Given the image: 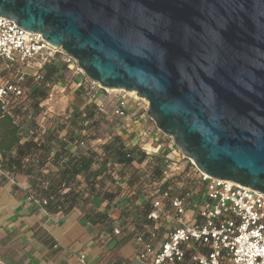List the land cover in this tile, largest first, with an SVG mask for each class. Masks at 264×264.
<instances>
[{
	"label": "water",
	"instance_id": "95a60500",
	"mask_svg": "<svg viewBox=\"0 0 264 264\" xmlns=\"http://www.w3.org/2000/svg\"><path fill=\"white\" fill-rule=\"evenodd\" d=\"M215 179L264 193V0H0Z\"/></svg>",
	"mask_w": 264,
	"mask_h": 264
},
{
	"label": "crops",
	"instance_id": "0c3cea01",
	"mask_svg": "<svg viewBox=\"0 0 264 264\" xmlns=\"http://www.w3.org/2000/svg\"><path fill=\"white\" fill-rule=\"evenodd\" d=\"M50 66L60 70V80L64 82L60 85L64 86L66 91L75 89L68 97L71 103L67 107L63 105L62 108L57 107L53 111L51 107L45 106L51 101L47 100L41 105L42 113L36 114L35 110L25 106L19 108L18 112L11 111L10 107L0 101V157L8 158L14 155L19 144L37 139L57 129L58 126L59 140L65 137L68 139L69 136L75 138L81 134L94 135L92 130L86 129L87 122H78L77 125L72 126V118L85 116V110L93 101L98 109H106L98 96L100 91H90V80L83 73L76 72L75 68L68 69L61 63ZM56 90L59 91V88ZM138 115L137 122L131 123L129 128H126L124 122L120 120L110 121L106 118L101 124L103 136L92 141L97 153L101 154L99 147L110 136L117 134L127 148L139 145L144 149L148 147L152 150L157 147L162 149V145L158 144L161 134L154 133L150 136L149 118L144 120L145 114L138 113ZM144 130L146 137L141 136ZM53 146L58 148L56 143ZM66 149L71 153L77 151L75 144H68ZM148 161L150 158L141 165L136 164V167L122 170L118 179L120 181L115 177L116 183L111 178L104 180V185H97L100 191L99 197H92L84 191L83 202L66 214L51 213L31 199L29 194L31 183L27 176L17 175L13 179H4L0 174L2 263L82 264L80 256L83 255L84 264H109L112 261L116 264H143L137 257L141 245L127 232L121 236H114L113 230L119 224H132L136 229H140L147 223L143 210V207L150 203L147 200V190L139 193L138 185H131L130 181L136 175H141L144 168H148ZM98 168V165H94V169ZM101 179L102 177H98V180ZM77 180L78 189L83 191L84 177L79 176ZM123 182L126 186H123ZM144 185L145 183L140 186L144 188ZM169 186V184L163 186L162 190L170 189ZM175 194L176 192L173 191V195ZM191 216L192 213L189 218ZM170 221V218L163 217L166 226Z\"/></svg>",
	"mask_w": 264,
	"mask_h": 264
},
{
	"label": "built area",
	"instance_id": "2783aa9c",
	"mask_svg": "<svg viewBox=\"0 0 264 264\" xmlns=\"http://www.w3.org/2000/svg\"><path fill=\"white\" fill-rule=\"evenodd\" d=\"M59 63L82 73L72 57L61 48L52 47L41 34L25 31L13 21L0 17L1 101L9 94L25 96L26 90L21 84L26 77L43 81L44 69ZM45 87L50 91L48 100L53 98L56 88L66 92L60 84L46 83ZM89 89L107 91L91 80ZM137 103L121 95L105 113L106 117L110 121L120 120L129 128L139 116ZM141 136L146 137V130ZM80 145L86 148L83 142ZM160 150L158 147L153 152L144 149L149 157L159 156ZM164 153L162 178L144 185L147 191L151 190L146 191L151 204L145 216L147 223L140 229L132 224H119L113 230L114 236H121L125 231L132 235L141 245L137 257L143 264H264V193L212 178L189 159L188 166H178L181 156L175 144L168 146ZM151 174L152 169L142 171L145 178ZM167 184L170 189L163 191ZM33 200L42 207L48 205L45 199ZM189 212L192 216L186 219ZM164 216L171 219L169 228L163 223ZM80 262L85 263V256H80ZM0 264H3L1 260Z\"/></svg>",
	"mask_w": 264,
	"mask_h": 264
},
{
	"label": "trees",
	"instance_id": "16d2710c",
	"mask_svg": "<svg viewBox=\"0 0 264 264\" xmlns=\"http://www.w3.org/2000/svg\"><path fill=\"white\" fill-rule=\"evenodd\" d=\"M59 73L58 68L48 66L43 71V81H37L30 76L25 78L21 84L26 90L25 96L19 98L9 94L3 101H0L10 107L11 111L18 112L19 108L25 106L35 110L36 114H41L43 111L41 105L49 97V90L45 87L46 83L55 85L64 83L61 82ZM107 112L106 109H98L93 101L85 110V116L72 118V126L77 125L78 122H87L86 129L92 130L94 135L81 134L75 138L69 136L68 139L65 137L59 140L58 126L57 129L41 135L37 139L19 144L14 155L8 158L0 157L1 177L13 179L17 175L27 176L31 183L30 197L35 200H47L48 205L44 208L51 213L66 214L83 202L85 192L92 197H99L100 191L96 187L97 185H104V180L111 178L116 183L120 179L119 174L122 170L136 167V164L141 165L150 158L147 165L148 169H152L151 176L145 178L142 174L136 175V173V176L130 181L131 185H138L139 193L145 192L144 190L147 189L141 187L145 182L151 184L162 178L165 158L163 156L149 157L139 145L127 148L118 134L110 136L102 146H97L102 151L101 154H98L92 141L103 136L101 124L107 118L105 114ZM81 142L86 145V148L80 145ZM55 143L58 148H54L53 144ZM68 144L76 145V153H71L66 149ZM94 165H98L99 168L94 169ZM79 176H83L85 180L83 191L78 189L77 178ZM98 177H102V179L98 180ZM150 207V203L143 207L145 214L149 212ZM130 236L132 237V235Z\"/></svg>",
	"mask_w": 264,
	"mask_h": 264
},
{
	"label": "rangeland",
	"instance_id": "374dc122",
	"mask_svg": "<svg viewBox=\"0 0 264 264\" xmlns=\"http://www.w3.org/2000/svg\"><path fill=\"white\" fill-rule=\"evenodd\" d=\"M73 90H75V89L74 88L68 89L63 94H61L58 90L54 91L53 92V98L51 99V101H49L48 105L46 104L45 106L47 108L51 107L53 111H54V109H57V107L62 108L63 105L66 107L69 106L71 101L68 99V97H70L69 95ZM49 93H50V91H49ZM121 95L127 96V98L129 99L130 102H132V101L138 102L137 108L139 110V114H145L146 116H145L144 120L145 119L148 120V117H147L148 103L141 100V99H139V101H138L135 96H131L127 93H124L123 91L122 92L100 91L98 96H99L101 102L103 103V105L106 107V110L110 111L113 102L116 101L117 98ZM56 96H58V97L56 98ZM146 123H147V121H146ZM148 126H150V129H149V131H150L149 135L150 136L154 135V133L160 134V132L156 128V125L154 124L153 121H150V119L148 120ZM147 142H149V141H147ZM158 144H162V149L160 150V155H159L160 157H162L163 154H166L164 152L168 148V146L174 144V142L171 138L164 136V135L163 136L161 135V138L158 139ZM147 150L149 152H153L151 147H148ZM179 152H180V150H179ZM180 156H181V158H180V162H179L178 166H182V167L188 166L187 158H182L184 155L181 152H180ZM189 216H190V212L186 214V219H188Z\"/></svg>",
	"mask_w": 264,
	"mask_h": 264
},
{
	"label": "bare ground",
	"instance_id": "6f19581e",
	"mask_svg": "<svg viewBox=\"0 0 264 264\" xmlns=\"http://www.w3.org/2000/svg\"><path fill=\"white\" fill-rule=\"evenodd\" d=\"M110 92H122V91H119V90H108ZM127 94L131 95V96H135L137 99H141L137 96V93L136 92H128ZM143 101H145L144 99H141ZM146 102V101H145ZM54 107V106H53Z\"/></svg>",
	"mask_w": 264,
	"mask_h": 264
}]
</instances>
